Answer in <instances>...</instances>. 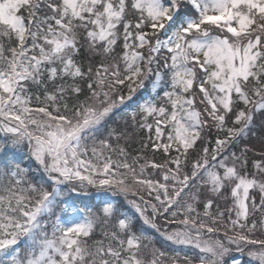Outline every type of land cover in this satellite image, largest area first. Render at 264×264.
Returning a JSON list of instances; mask_svg holds the SVG:
<instances>
[{
    "label": "snow or ice",
    "instance_id": "obj_1",
    "mask_svg": "<svg viewBox=\"0 0 264 264\" xmlns=\"http://www.w3.org/2000/svg\"><path fill=\"white\" fill-rule=\"evenodd\" d=\"M0 264H264V0H0Z\"/></svg>",
    "mask_w": 264,
    "mask_h": 264
}]
</instances>
